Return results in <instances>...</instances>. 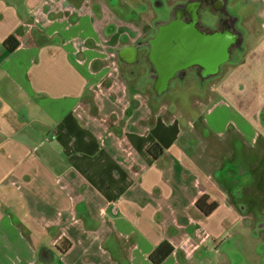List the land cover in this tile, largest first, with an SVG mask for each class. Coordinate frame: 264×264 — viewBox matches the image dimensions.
<instances>
[{
	"label": "crops",
	"instance_id": "crops-1",
	"mask_svg": "<svg viewBox=\"0 0 264 264\" xmlns=\"http://www.w3.org/2000/svg\"><path fill=\"white\" fill-rule=\"evenodd\" d=\"M136 3L0 0V264H152L164 240L173 249L159 264H239L231 239L250 235L253 217L233 175L215 173V151L200 155L189 121L168 100L161 108L152 67L123 36L141 21ZM238 72L197 92L231 96L235 132L258 140ZM203 194L217 202L207 215L195 205Z\"/></svg>",
	"mask_w": 264,
	"mask_h": 264
},
{
	"label": "rangeland",
	"instance_id": "rangeland-1",
	"mask_svg": "<svg viewBox=\"0 0 264 264\" xmlns=\"http://www.w3.org/2000/svg\"><path fill=\"white\" fill-rule=\"evenodd\" d=\"M121 1L129 3L130 0ZM206 1L213 6V11H216V5L221 3L223 9L222 7L219 9L228 10L234 16L232 28L217 30L221 34L226 32L231 37V42L227 45L226 60L212 72H206L205 68H201L202 76L196 73L199 66L176 72L168 81L166 88L160 92L154 86L156 81L154 75L152 89L164 101L161 108L165 110L168 100L170 107L176 110V118L179 120L183 118L185 123L189 121L194 129L193 132L200 136L202 143L197 145L200 155L215 151L213 154L217 155V159L212 163L217 167L215 173L224 171V174L233 175L230 184L241 188H234V193H241L242 199L245 200L244 212L249 213L253 218L249 219L251 234L246 238L231 239L232 249L239 252L241 258L239 264H264V46L261 44L264 40V0H198L197 3L204 4ZM193 2L192 0H138L134 8L141 21L133 25L129 24L123 36L127 41L135 44V57L141 54L140 57L138 56L139 63L143 62L151 67L148 59V37H152L160 26L177 16L180 17L183 12L189 14ZM200 11L206 13L208 9L202 7ZM213 14L211 22L220 21L221 14ZM126 18L134 19V15L127 14ZM148 27L150 30L147 31ZM141 39H144L145 45L140 48L137 44ZM235 68L240 75L239 80L234 82L235 89L239 92L238 101L242 105L247 103L249 107H257L252 112V116L258 124V140L251 141L247 137L244 139L235 132L231 121L235 122L234 120L241 116V112L234 108L236 104L234 105L231 96L220 93L222 101L218 99L215 103V101L208 102L203 98L202 92H197V88L203 89V92L209 91L211 87L215 90L219 81ZM248 71L249 73L255 71L256 74L250 84L241 78ZM228 81L224 82V86L231 85V80ZM255 90H258L259 94L255 93ZM213 92L217 94V90ZM211 93L209 91V95ZM190 96L191 99L194 98V102ZM244 178H248V181L250 178L249 184H252L246 185Z\"/></svg>",
	"mask_w": 264,
	"mask_h": 264
},
{
	"label": "water",
	"instance_id": "water-1",
	"mask_svg": "<svg viewBox=\"0 0 264 264\" xmlns=\"http://www.w3.org/2000/svg\"><path fill=\"white\" fill-rule=\"evenodd\" d=\"M227 39L223 34H199L178 20L161 26L148 40V59L158 92L166 88L176 72L190 65H202L207 72L215 70L227 58Z\"/></svg>",
	"mask_w": 264,
	"mask_h": 264
},
{
	"label": "flooded vegetation",
	"instance_id": "flooded-vegetation-1",
	"mask_svg": "<svg viewBox=\"0 0 264 264\" xmlns=\"http://www.w3.org/2000/svg\"><path fill=\"white\" fill-rule=\"evenodd\" d=\"M192 1H194L195 3L194 2L191 3V5H190L191 10L189 11V14H188V12L187 13L183 12L180 15V17L177 16L174 18V20H178L182 25H191L199 34H202V35L221 34L217 31L218 29L222 28L225 30V29L230 28L232 26V24H234V21H233L234 16L232 14H230L228 12V10H220L219 9L223 6V4L221 5V3H218L215 7L216 11H213L214 8L212 5L209 4L208 1H206L204 4L197 3L198 0H192ZM224 4H225V1H224ZM202 7H205L206 9H208V11L206 13L201 12L200 9ZM193 9H195V10H193ZM222 9H223V7H222ZM213 13H220L221 14V15L218 14V16L220 15V17H219L220 21L211 22L212 15H214ZM174 20H171V21H174ZM222 34L227 36V38H228L227 43H226V52H227V45L229 44V42H231V37L226 32H222ZM153 35H155V32ZM196 66H199V68L197 67L198 70L196 71V73L198 75L199 74L201 75L202 70H203L201 68H204L202 65L193 64L187 68L196 67ZM187 68H185V69H187ZM185 69L180 70V71H184ZM180 71H178V72H180Z\"/></svg>",
	"mask_w": 264,
	"mask_h": 264
},
{
	"label": "trees",
	"instance_id": "trees-1",
	"mask_svg": "<svg viewBox=\"0 0 264 264\" xmlns=\"http://www.w3.org/2000/svg\"><path fill=\"white\" fill-rule=\"evenodd\" d=\"M5 48L7 51L14 50L17 45L18 41L13 35H9L5 40L4 43ZM161 147L158 143H152L148 148V153L152 157H157L158 154L161 152ZM197 209L203 214H209L217 205L216 201H213L209 198L208 194L201 195L196 203ZM70 246V242L66 238H62L59 240V250L65 251ZM172 245L167 241L160 242L150 253H149V260L152 264H159L161 261L172 251Z\"/></svg>",
	"mask_w": 264,
	"mask_h": 264
}]
</instances>
